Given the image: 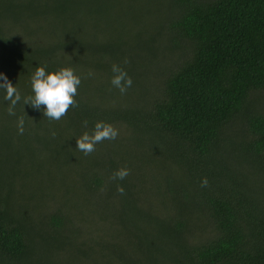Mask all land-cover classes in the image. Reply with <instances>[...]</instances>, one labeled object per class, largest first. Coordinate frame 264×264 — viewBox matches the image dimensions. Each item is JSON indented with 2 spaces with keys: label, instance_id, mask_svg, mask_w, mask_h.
Instances as JSON below:
<instances>
[{
  "label": "trees",
  "instance_id": "trees-1",
  "mask_svg": "<svg viewBox=\"0 0 264 264\" xmlns=\"http://www.w3.org/2000/svg\"><path fill=\"white\" fill-rule=\"evenodd\" d=\"M41 66L81 77L59 121L24 106ZM0 72V264H264V0H0Z\"/></svg>",
  "mask_w": 264,
  "mask_h": 264
},
{
  "label": "clouds",
  "instance_id": "clouds-1",
  "mask_svg": "<svg viewBox=\"0 0 264 264\" xmlns=\"http://www.w3.org/2000/svg\"><path fill=\"white\" fill-rule=\"evenodd\" d=\"M124 62L128 63L127 59ZM112 72L115 74L111 80L112 85L118 88L121 94L126 93L133 84L132 78L117 64L112 65ZM92 75L93 73L90 71L88 76ZM81 82V77L70 67L61 68L54 72H47L46 66L37 67L31 78L34 95L24 98V106L30 105L37 110L43 106L45 117L59 121L67 115L71 107L78 106L74 97L78 94L77 90ZM15 85L8 79L6 74L0 72V89L6 92L5 100L10 101L9 115L16 114L15 107L22 99L21 93ZM24 124V117H19L18 130L20 134L24 132ZM87 124L88 122L85 121L84 126L87 127ZM118 135L119 130L112 124L99 121L95 124L91 133L86 131L77 138V150L85 155L91 154L95 151V146L98 143H102L104 140H115ZM52 136L55 137L56 133L53 132ZM128 175H130V169L122 167L115 171L110 179L124 180ZM208 183V179L205 177L201 181V186L207 187ZM117 191L124 194L125 189L118 186Z\"/></svg>",
  "mask_w": 264,
  "mask_h": 264
},
{
  "label": "rangeland",
  "instance_id": "rangeland-1",
  "mask_svg": "<svg viewBox=\"0 0 264 264\" xmlns=\"http://www.w3.org/2000/svg\"><path fill=\"white\" fill-rule=\"evenodd\" d=\"M119 195V198L120 199H122L123 197H124V195L123 194H118ZM122 204H123V206L124 207H127L128 205H127V202L125 201V199H123L122 201ZM55 207V206H54ZM54 207L52 208V210H54ZM41 212H42V209H41ZM122 213H135L133 210H131L130 208L129 209H125V208H123V211H122ZM49 215V214H51V213H42V215ZM33 215H40V214H36V213H34ZM127 218V224L130 226V227H136V226H139V224H140V222L138 221L139 219V217L136 215H129V216H127L126 217ZM86 229H87V227H85Z\"/></svg>",
  "mask_w": 264,
  "mask_h": 264
}]
</instances>
